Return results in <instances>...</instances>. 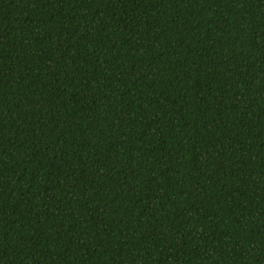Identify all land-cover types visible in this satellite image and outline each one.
<instances>
[{"label":"trees","instance_id":"16d2710c","mask_svg":"<svg viewBox=\"0 0 264 264\" xmlns=\"http://www.w3.org/2000/svg\"><path fill=\"white\" fill-rule=\"evenodd\" d=\"M0 264H264V0H0Z\"/></svg>","mask_w":264,"mask_h":264}]
</instances>
